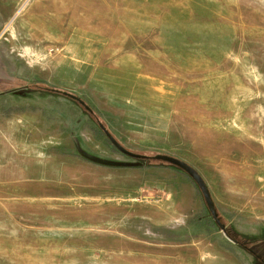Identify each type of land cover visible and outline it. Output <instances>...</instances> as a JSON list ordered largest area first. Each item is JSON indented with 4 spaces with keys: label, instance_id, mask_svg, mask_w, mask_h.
I'll return each instance as SVG.
<instances>
[{
    "label": "rangeland",
    "instance_id": "rangeland-1",
    "mask_svg": "<svg viewBox=\"0 0 264 264\" xmlns=\"http://www.w3.org/2000/svg\"><path fill=\"white\" fill-rule=\"evenodd\" d=\"M0 93V264H264V0H0Z\"/></svg>",
    "mask_w": 264,
    "mask_h": 264
},
{
    "label": "water",
    "instance_id": "water-1",
    "mask_svg": "<svg viewBox=\"0 0 264 264\" xmlns=\"http://www.w3.org/2000/svg\"><path fill=\"white\" fill-rule=\"evenodd\" d=\"M64 93H65V95H67V96L79 101L87 110L90 111V107L82 99H80L78 96H76V95H74L72 93H69V92H64ZM99 125H100L101 129L105 132V134L107 135L109 140L112 142V144L118 150H120L121 152L125 153L126 155L134 157V158L142 159V158H146L147 157V155H143V154H140V153L133 152V151L127 149L126 147H124L120 142H118L116 140V138L106 129V127L103 124L100 123ZM76 145H78L77 142H76ZM77 147H78L80 153L84 157H86L88 159H91V160H93L95 162H99L101 164H108V165L118 164L117 162H113V161H109V160H106V159L95 157V156L89 154L88 152L80 149L79 146H77ZM155 157L157 159H161V160L170 162V163L180 167L181 169H183L193 179V181L197 184V186L201 190V192H202V194L204 196V199L206 201V204L208 206V209H209V211L212 214V217L215 219V221L221 227L222 231L225 232L227 230L226 225L221 222V220L219 218V213L217 211L215 202H214V200L212 198L210 189H209L208 185L206 184V182H205L204 178L202 177V175L198 172V170L195 169L189 163H187V162H185V161H183V160H181L179 158H176L174 156H170V155H167V154H158Z\"/></svg>",
    "mask_w": 264,
    "mask_h": 264
},
{
    "label": "trees",
    "instance_id": "trees-1",
    "mask_svg": "<svg viewBox=\"0 0 264 264\" xmlns=\"http://www.w3.org/2000/svg\"><path fill=\"white\" fill-rule=\"evenodd\" d=\"M42 89H46V88H42ZM50 92H52V93H55V94H62V95H64V96H66V97H69V96H67V95H65V93L64 92H67V91H62V90H59V89H57V88H50V89H48ZM70 93V92H69ZM0 94H3V93H0ZM73 94V93H72ZM75 95V94H74ZM70 99H72L73 101H76V102H78L82 107H84L79 101H77V100H75V99H73V98H71V97H69ZM85 108V107H84ZM86 109V108H85ZM90 112L91 113H93V110L90 108ZM118 141V140H117ZM119 142V141H118ZM136 159H139V158H136ZM145 160H149V159H156V160H159V161H162V162H165V164H167V165H171V166H173V167H175L176 169H178V170H180V171H182V172H184L185 174H187L183 169H181L180 167H178V166H176V165H174V164H172V163H170V162H167V161H164V160H161V159H157L155 156H148L147 155V157L146 158H144ZM188 175V174H187ZM189 176V175H188ZM190 177V176H189ZM191 178V177H190ZM211 217H212V214H211ZM219 218H220V220H221V222H222V219H221V217L219 216ZM212 219H213V223L217 226V227H219L220 229H221V227L218 225V223L215 221V219L212 217ZM223 223V222H222ZM224 224V223H223ZM227 228V230L225 231V234H226V236L229 238V239H231V240H235V239H237V237H236V235L234 234L235 233V230L233 229V228H228V227H226ZM222 230V229H221Z\"/></svg>",
    "mask_w": 264,
    "mask_h": 264
},
{
    "label": "flooded vegetation",
    "instance_id": "flooded-vegetation-1",
    "mask_svg": "<svg viewBox=\"0 0 264 264\" xmlns=\"http://www.w3.org/2000/svg\"><path fill=\"white\" fill-rule=\"evenodd\" d=\"M235 235H236V234H235ZM236 237H237V235H236ZM232 241H234L237 245H243L242 243L239 242L238 238L235 239V240H232ZM243 246H244V248H245L247 251L253 253V251L250 249V247H249L247 244H246V245H243ZM253 254H254V253H253ZM257 264H260V263L257 262Z\"/></svg>",
    "mask_w": 264,
    "mask_h": 264
}]
</instances>
